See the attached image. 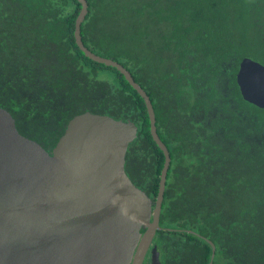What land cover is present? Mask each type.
<instances>
[{
	"label": "trees",
	"instance_id": "1",
	"mask_svg": "<svg viewBox=\"0 0 264 264\" xmlns=\"http://www.w3.org/2000/svg\"><path fill=\"white\" fill-rule=\"evenodd\" d=\"M85 1L83 44L131 73L151 99L160 124L162 109L157 108L165 88L187 90L184 81L169 80L186 68L187 62L177 58L181 51H196L202 61H209L203 62L201 71L205 67L211 73L235 70L245 57L264 65V0ZM79 10L76 0H0V106L14 116L21 135L35 141L43 135L52 140L51 146L76 114L89 111L130 119L137 125V136L129 145L134 150L127 153L126 165L138 157L144 169L151 142L144 101L115 68L93 62L76 46L73 32ZM150 27L167 39L162 49L150 46ZM161 27L164 32L157 31ZM114 37L125 45L115 52ZM203 81L197 83L202 91L215 86ZM256 109L264 119V109ZM249 146L240 155L247 165L244 174L234 163L222 161L218 170L232 171L234 176L165 183L161 223L166 232L160 230L155 236L161 264H208L212 253L208 241L215 246L212 264H264V139ZM159 154L156 175L163 162ZM132 180L155 198L158 176ZM212 198L215 209L202 213L201 225L189 227L197 234L180 236L177 219L181 215L195 219L201 213L197 205L207 208ZM223 207L237 216L234 222L218 220Z\"/></svg>",
	"mask_w": 264,
	"mask_h": 264
},
{
	"label": "water",
	"instance_id": "2",
	"mask_svg": "<svg viewBox=\"0 0 264 264\" xmlns=\"http://www.w3.org/2000/svg\"><path fill=\"white\" fill-rule=\"evenodd\" d=\"M76 1V46L93 62L115 68L144 101L150 133L165 157L158 191L152 204L125 172L135 122L76 114L48 152L21 135L0 106V264H143L160 229L170 157L155 131L152 102L122 64L83 44L80 26L88 6ZM236 82L245 101L264 109L263 64L243 58ZM208 243L212 264L215 246ZM149 256L150 264H160L156 246Z\"/></svg>",
	"mask_w": 264,
	"mask_h": 264
},
{
	"label": "flooded vegetation",
	"instance_id": "3",
	"mask_svg": "<svg viewBox=\"0 0 264 264\" xmlns=\"http://www.w3.org/2000/svg\"><path fill=\"white\" fill-rule=\"evenodd\" d=\"M159 30L164 32L165 28H158L157 31ZM159 36L155 35L154 30L150 27L148 41L152 42L150 46L153 45V49H162L167 42L166 38H163L160 34ZM156 53L161 56L165 55L164 52L160 51H156ZM199 56L196 51L188 50H183L177 54V58L182 63L187 62V64H183L186 68L182 73L175 75V79L169 77V80L172 82L184 81L187 90L179 92L177 89L165 88L161 106L157 108V111L162 109L160 111V116L163 118L162 124L156 119L154 111L155 131L170 157L166 172V180L168 179L165 182L166 184L169 183V180L177 178L197 179L217 175L223 178H230L234 176L235 174L232 171L224 173L218 170L222 161L234 163L237 169H241L244 174L246 173L247 165L245 157H240L242 149L248 147L250 150V142L258 144L261 139H264V119L259 118V111L256 109L258 107L242 98L237 85L236 74L238 66L235 70L223 68L218 73H211L205 67L201 71L202 66H204L203 62L208 63L209 61H202ZM202 74H205L206 77H201ZM203 79V82H215V86L207 87L202 91L197 83ZM12 117L14 118V116ZM24 126H27V121H24ZM150 136L151 142L147 148L144 169L139 165V161L142 158L137 157L127 165L125 159L127 175L133 184L141 190H143L141 186L132 180L133 176L147 179L158 176L160 179L161 169L165 160L164 152L154 142L151 133ZM37 141L41 145L47 146L46 150L48 152L53 147L50 145L52 140L45 138L43 135L39 136ZM133 150L128 147L127 153H131ZM159 152L163 157V162L159 173L156 175L155 172L160 163ZM232 152L233 157L231 156ZM173 191L182 193L185 190L174 188ZM147 196L152 200L153 204L155 198L152 199L148 194ZM164 199L165 197L163 202ZM171 200L174 201L175 199ZM216 205V199L212 198L207 208H203L201 203L197 205L201 213L197 214L195 219L181 215L177 220L182 227L176 229L181 232L180 236L186 233L197 234L195 230L189 229V227L201 225L204 221L202 213L214 209ZM161 212L162 207L159 215L160 229L156 230V234L164 228L161 223ZM171 230L167 229V232ZM163 231L166 232L165 230ZM143 232L144 230H142ZM155 236L148 248L143 264H150L149 255L153 246H156V250L159 253L160 264L163 263L161 261V250L155 243Z\"/></svg>",
	"mask_w": 264,
	"mask_h": 264
},
{
	"label": "rangeland",
	"instance_id": "4",
	"mask_svg": "<svg viewBox=\"0 0 264 264\" xmlns=\"http://www.w3.org/2000/svg\"><path fill=\"white\" fill-rule=\"evenodd\" d=\"M124 46L125 45L122 44L121 40H117L116 37L113 38V51L114 52L116 50H118L119 48L124 47ZM229 211H230V209H228L227 207H223L221 209V212L218 213V218H219L218 220H224V221L228 220L229 223L234 222L237 219V216L230 214ZM233 216L235 217L234 220H233Z\"/></svg>",
	"mask_w": 264,
	"mask_h": 264
},
{
	"label": "clouds",
	"instance_id": "5",
	"mask_svg": "<svg viewBox=\"0 0 264 264\" xmlns=\"http://www.w3.org/2000/svg\"><path fill=\"white\" fill-rule=\"evenodd\" d=\"M130 144H131V143H130ZM130 144H129V145H130ZM128 147H129V146H128ZM127 150H128V149H127ZM126 154H127V152H126ZM125 159H126V157H125ZM124 169H125V166H124ZM125 172H126V171H125ZM126 174H127V173H126ZM128 177H129V176H128ZM129 179H130V178H129ZM130 180H131V179H130ZM163 198H164V197H163ZM162 203H163V202H162Z\"/></svg>",
	"mask_w": 264,
	"mask_h": 264
}]
</instances>
